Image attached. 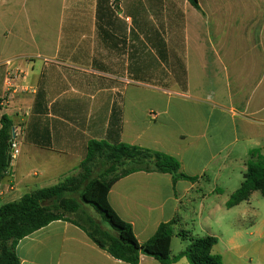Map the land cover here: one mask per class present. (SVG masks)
I'll list each match as a JSON object with an SVG mask.
<instances>
[{"label":"crops","instance_id":"obj_1","mask_svg":"<svg viewBox=\"0 0 264 264\" xmlns=\"http://www.w3.org/2000/svg\"><path fill=\"white\" fill-rule=\"evenodd\" d=\"M198 2L202 12L188 0H0V120L13 121L20 146L0 202L76 175L96 140L169 154L198 178L135 172L113 185L111 206L140 243L176 219V256L188 246L173 249L189 238L187 200L201 201V215L209 201V216L243 205L227 203L247 169L235 182L227 170L236 149L243 168L264 141V0ZM243 232L234 220L222 252L218 238L223 264L240 256ZM16 251L21 264H126L61 220Z\"/></svg>","mask_w":264,"mask_h":264},{"label":"trees","instance_id":"obj_2","mask_svg":"<svg viewBox=\"0 0 264 264\" xmlns=\"http://www.w3.org/2000/svg\"><path fill=\"white\" fill-rule=\"evenodd\" d=\"M188 1L202 12L198 0ZM0 122L1 183L11 167L10 144L14 124L7 115H3ZM99 160L107 167L97 177H93L92 165L99 163ZM135 172L171 174L174 182L179 179L198 180L183 173L178 159L169 154L124 143L109 144L93 140L89 142L87 154L76 175L0 206V264H21L16 251L18 243L60 220L79 227L99 248L126 264H139L142 256L153 257L161 264H171L183 257L190 264H223L221 257L212 253L218 238L211 235L190 236L186 249L172 256L171 243L176 219L161 224L147 242L140 243L137 240L132 225L119 216L109 201L113 185ZM255 191L264 196L262 154L257 156V160H249L243 182L231 195L227 206L231 208L249 201ZM85 207L94 210L100 219L90 214Z\"/></svg>","mask_w":264,"mask_h":264},{"label":"rangeland","instance_id":"obj_3","mask_svg":"<svg viewBox=\"0 0 264 264\" xmlns=\"http://www.w3.org/2000/svg\"><path fill=\"white\" fill-rule=\"evenodd\" d=\"M242 149L240 151H243ZM248 150H250L249 155L243 158L245 166L243 168L240 158L238 157L239 155L237 154L238 150L236 149L235 152H233L231 156V169H229V167L227 170V176L231 178L232 182H235L239 177L240 180H242L243 169H247L249 160H257L259 154L264 156V141H261L259 145L248 147ZM101 162L102 160H99V163L92 165L94 170L93 177H97L102 169H106L107 165L105 166V164ZM118 169H122V167ZM111 176L112 175H110L109 178ZM193 197L196 196L193 195ZM200 202L201 201L197 198H195V201L189 199L186 202L184 221L180 227L186 236L190 237L193 235L194 237H202L208 234V230H214V232H219V230H221L222 236L218 237L220 241L218 250L222 252L229 249L228 241L230 236H228L227 232L228 228H232L233 221L235 220L244 231L242 238L238 240L242 245L238 252L240 256H235L234 254L229 255V257H231V262H228V259H226V264H264V196L261 192H253L249 201L244 202L240 208H235L230 211L221 210L212 216L208 215L209 201L207 200L204 201L203 214L201 215ZM3 204V202H0V206ZM85 208L90 214L100 219L94 210L87 207ZM256 227L257 229H255ZM225 229H227L226 232ZM187 240H183L182 238L175 240L174 252L180 248L181 244L184 246L188 245L189 241Z\"/></svg>","mask_w":264,"mask_h":264},{"label":"built area","instance_id":"obj_4","mask_svg":"<svg viewBox=\"0 0 264 264\" xmlns=\"http://www.w3.org/2000/svg\"><path fill=\"white\" fill-rule=\"evenodd\" d=\"M11 79L9 78L7 80L8 83H10ZM0 102L3 103L4 100L3 98H0ZM20 154V146L19 142L17 141V134L16 131L13 129V138L11 140L10 144V158H11V163L15 161V159L19 156Z\"/></svg>","mask_w":264,"mask_h":264}]
</instances>
